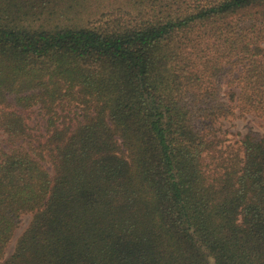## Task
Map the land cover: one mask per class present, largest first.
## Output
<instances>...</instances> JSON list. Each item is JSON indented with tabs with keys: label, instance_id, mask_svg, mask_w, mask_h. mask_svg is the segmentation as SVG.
<instances>
[{
	"label": "trees",
	"instance_id": "1",
	"mask_svg": "<svg viewBox=\"0 0 264 264\" xmlns=\"http://www.w3.org/2000/svg\"><path fill=\"white\" fill-rule=\"evenodd\" d=\"M247 113L264 0H0V264H264Z\"/></svg>",
	"mask_w": 264,
	"mask_h": 264
},
{
	"label": "rangeland",
	"instance_id": "2",
	"mask_svg": "<svg viewBox=\"0 0 264 264\" xmlns=\"http://www.w3.org/2000/svg\"><path fill=\"white\" fill-rule=\"evenodd\" d=\"M26 115V120L31 128L34 129L32 134L34 135H41L43 130V114L37 108L29 110L24 113ZM220 128L222 132V138H224L225 142L228 143H235L241 137V135L245 134L249 129L258 133L261 137L264 138V119H260L254 114L247 113L244 115H236L235 117H231L227 120H223L220 123ZM9 146L6 142V135L0 130V152L1 151H8ZM45 164V168L50 172L51 167ZM30 221V215H24L21 217L19 227L15 231L12 241L8 245L6 249V254H10L13 250L16 238L19 234L23 231V229L28 225Z\"/></svg>",
	"mask_w": 264,
	"mask_h": 264
}]
</instances>
